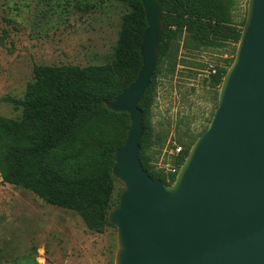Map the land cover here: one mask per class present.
Listing matches in <instances>:
<instances>
[{
	"label": "water",
	"instance_id": "water-1",
	"mask_svg": "<svg viewBox=\"0 0 264 264\" xmlns=\"http://www.w3.org/2000/svg\"><path fill=\"white\" fill-rule=\"evenodd\" d=\"M146 20L135 80L105 102L127 113L124 144L113 152L122 184L107 215L116 229L114 264H264V0H248L217 105L168 184L138 153L143 111L163 35L160 0H139Z\"/></svg>",
	"mask_w": 264,
	"mask_h": 264
},
{
	"label": "rangeland",
	"instance_id": "rangeland-1",
	"mask_svg": "<svg viewBox=\"0 0 264 264\" xmlns=\"http://www.w3.org/2000/svg\"><path fill=\"white\" fill-rule=\"evenodd\" d=\"M247 1L235 16L237 27L246 17ZM131 11L128 0H0V115L20 116L7 98L24 96L36 66L112 63ZM237 43L191 50L180 40L175 57L155 76L143 152L150 169L167 182L175 149L189 150L207 127L220 88L211 81L212 70L228 69ZM121 188L116 183L112 207ZM86 209L84 218L0 176V264H114L115 227L100 224L94 206Z\"/></svg>",
	"mask_w": 264,
	"mask_h": 264
},
{
	"label": "trees",
	"instance_id": "trees-1",
	"mask_svg": "<svg viewBox=\"0 0 264 264\" xmlns=\"http://www.w3.org/2000/svg\"><path fill=\"white\" fill-rule=\"evenodd\" d=\"M128 1L132 11L124 17L112 63L36 66L35 80L24 96L7 98L14 109L20 110V116L0 115L2 180L31 190L46 203L75 209L84 218L88 216L87 206L92 205L100 224L108 223L111 197L116 183H120L111 172L113 152L124 144L130 124L127 113L111 111L105 102L135 80L141 67V37L147 27L141 2ZM160 1V55L138 102L143 111L138 159L152 178L170 184L177 171L168 173L167 182L164 174L150 169L143 152L155 76L167 60L175 57L180 40L191 50L223 47L228 41L237 43L245 18L237 27L226 0ZM226 70L218 68L211 74L214 85L221 84ZM187 152L188 148L181 147L174 161L177 168Z\"/></svg>",
	"mask_w": 264,
	"mask_h": 264
},
{
	"label": "crops",
	"instance_id": "crops-1",
	"mask_svg": "<svg viewBox=\"0 0 264 264\" xmlns=\"http://www.w3.org/2000/svg\"><path fill=\"white\" fill-rule=\"evenodd\" d=\"M226 1L230 8V14L232 16V19L234 22H236L235 16L239 15V12L242 11L243 2L245 0H226Z\"/></svg>",
	"mask_w": 264,
	"mask_h": 264
},
{
	"label": "built area",
	"instance_id": "built-area-1",
	"mask_svg": "<svg viewBox=\"0 0 264 264\" xmlns=\"http://www.w3.org/2000/svg\"><path fill=\"white\" fill-rule=\"evenodd\" d=\"M212 72L214 73L215 70H212ZM180 151H181V147H177V148L175 149V153H176V154L180 153ZM177 169H178L177 166L174 165V167H172L171 169H169V172L174 173L175 171H177ZM11 264H50V263H48V262H46V261H43V262H41V263L13 262V263H11Z\"/></svg>",
	"mask_w": 264,
	"mask_h": 264
}]
</instances>
